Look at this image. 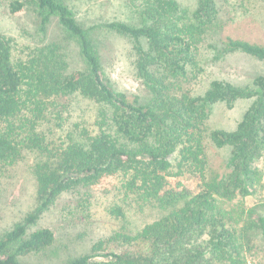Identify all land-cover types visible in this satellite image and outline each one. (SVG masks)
Instances as JSON below:
<instances>
[{
	"label": "trees",
	"instance_id": "obj_1",
	"mask_svg": "<svg viewBox=\"0 0 264 264\" xmlns=\"http://www.w3.org/2000/svg\"><path fill=\"white\" fill-rule=\"evenodd\" d=\"M117 1L113 19L101 15L97 0L8 3L11 13L31 12L41 44L18 49L13 36L0 33V188L9 168L35 154L34 203L0 232V264H35L24 258L56 240L50 227L33 228L42 215L65 194L90 195L107 177L122 196L108 213L126 218V211L150 210L153 219L122 224L50 264H246L264 244V208H245L242 200L236 218L231 202L260 188L264 75L245 85L215 78L201 93L185 90L201 71V44L217 34L218 0H196L193 11L179 0ZM108 33L131 42L142 85L133 97L104 68L100 44ZM210 46L216 59H264V45L242 39ZM239 99L251 102L234 129L210 127L214 104L232 107ZM207 143L229 148L222 172L211 168ZM185 176L198 178L194 190L176 181L172 187Z\"/></svg>",
	"mask_w": 264,
	"mask_h": 264
},
{
	"label": "rangeland",
	"instance_id": "obj_2",
	"mask_svg": "<svg viewBox=\"0 0 264 264\" xmlns=\"http://www.w3.org/2000/svg\"><path fill=\"white\" fill-rule=\"evenodd\" d=\"M9 1L0 0V33L13 36L18 49L26 45H40L31 12L23 10L19 13H11L8 7ZM179 2L192 11L196 6V0H179ZM97 4L103 17L117 18L120 9L117 0H97ZM218 6L220 13L215 22L217 34H214L210 41L201 44L198 54L201 71L194 77L195 79L185 83L183 87L185 90H192L195 94L207 89L209 82L215 78L245 85L257 75H264V59L243 53L229 54L216 59V52L210 46L212 41L218 39L224 41L227 37L264 45V0H218ZM58 30L61 33L60 29ZM51 31L54 32V29ZM106 35L107 37L101 38L100 51L104 68L115 87L127 92L129 97L141 93V81L132 64L133 52L130 40L118 34ZM70 49V56L74 58L77 47L73 42ZM250 102L251 100L239 99L232 107H227L222 102L214 104L208 120L210 127L234 129ZM46 127L48 128V124ZM207 153L213 170L222 172L226 169L230 154L228 147L217 148L207 143ZM34 161L35 154L26 153L22 160L6 171L4 183L0 188V232L12 222L11 220L18 218L34 203L35 179L30 172V165ZM257 165L263 172L260 188L258 187L259 189L251 195L241 197L242 199L236 198L231 202L232 215L236 218L240 213L242 200L245 208L253 205L264 208V158L257 162ZM180 180L173 178L172 187L177 189L175 184L179 182V189L192 191L199 183L197 177L191 176H185ZM116 181L112 177H107L103 182L90 187V195L84 194L85 190H81V193L78 191L68 193L59 199L33 227L34 229L50 227L56 236L55 243L47 250L24 259L35 264L61 262L72 254L85 251L86 243L97 235L107 234L122 224L140 227L153 219V212L150 210L126 211V218L108 213L107 207L118 202L121 196L116 189ZM262 212L264 214V211ZM253 251V257L246 264H264V244L254 246Z\"/></svg>",
	"mask_w": 264,
	"mask_h": 264
}]
</instances>
